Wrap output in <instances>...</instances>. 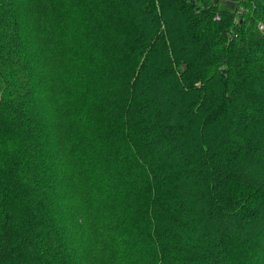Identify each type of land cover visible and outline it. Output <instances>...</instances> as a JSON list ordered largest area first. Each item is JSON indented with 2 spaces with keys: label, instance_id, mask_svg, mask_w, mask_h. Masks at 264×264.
Wrapping results in <instances>:
<instances>
[{
  "label": "trees",
  "instance_id": "obj_1",
  "mask_svg": "<svg viewBox=\"0 0 264 264\" xmlns=\"http://www.w3.org/2000/svg\"><path fill=\"white\" fill-rule=\"evenodd\" d=\"M219 2L0 0V264H264V0Z\"/></svg>",
  "mask_w": 264,
  "mask_h": 264
},
{
  "label": "built area",
  "instance_id": "obj_2",
  "mask_svg": "<svg viewBox=\"0 0 264 264\" xmlns=\"http://www.w3.org/2000/svg\"><path fill=\"white\" fill-rule=\"evenodd\" d=\"M243 11L246 12V10H244V8H242V6H240L239 8L236 9V14L240 15V13H242ZM219 14H216L215 18H218ZM259 27L261 28V26L259 25Z\"/></svg>",
  "mask_w": 264,
  "mask_h": 264
},
{
  "label": "rangeland",
  "instance_id": "obj_3",
  "mask_svg": "<svg viewBox=\"0 0 264 264\" xmlns=\"http://www.w3.org/2000/svg\"><path fill=\"white\" fill-rule=\"evenodd\" d=\"M219 4H220V5L222 4V0H220Z\"/></svg>",
  "mask_w": 264,
  "mask_h": 264
},
{
  "label": "water",
  "instance_id": "obj_4",
  "mask_svg": "<svg viewBox=\"0 0 264 264\" xmlns=\"http://www.w3.org/2000/svg\"><path fill=\"white\" fill-rule=\"evenodd\" d=\"M192 2L194 1V0H191Z\"/></svg>",
  "mask_w": 264,
  "mask_h": 264
}]
</instances>
